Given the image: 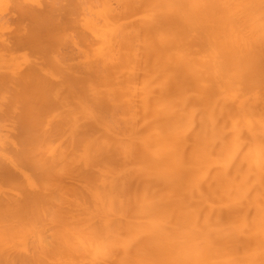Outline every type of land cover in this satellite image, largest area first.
<instances>
[{
    "label": "bare ground",
    "instance_id": "bare-ground-1",
    "mask_svg": "<svg viewBox=\"0 0 264 264\" xmlns=\"http://www.w3.org/2000/svg\"><path fill=\"white\" fill-rule=\"evenodd\" d=\"M0 264H264V0H0Z\"/></svg>",
    "mask_w": 264,
    "mask_h": 264
}]
</instances>
